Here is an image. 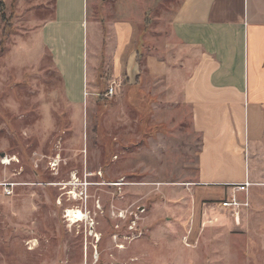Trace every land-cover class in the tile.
Here are the masks:
<instances>
[{
    "label": "rangeland",
    "instance_id": "374dc122",
    "mask_svg": "<svg viewBox=\"0 0 264 264\" xmlns=\"http://www.w3.org/2000/svg\"><path fill=\"white\" fill-rule=\"evenodd\" d=\"M1 1L0 155L11 161L0 162V180L16 184L10 195L0 186V264H264V185L240 211L218 203L219 188L203 198L191 107L169 75L143 66L147 53L167 59L181 47L171 20L182 0H87L81 48L76 29L69 37L89 78L85 92L73 77L69 95L43 42L55 0ZM128 5L143 71L109 96L102 43Z\"/></svg>",
    "mask_w": 264,
    "mask_h": 264
},
{
    "label": "crops",
    "instance_id": "0c3cea01",
    "mask_svg": "<svg viewBox=\"0 0 264 264\" xmlns=\"http://www.w3.org/2000/svg\"><path fill=\"white\" fill-rule=\"evenodd\" d=\"M86 8L87 0H55V16L43 25L44 32L48 29L43 42L67 95L75 76L86 92L88 65L80 62V51L75 55L69 37L76 29L80 49ZM131 9L120 8L123 16L107 23L111 33L102 43L110 77L123 88L125 78L136 81L143 71L136 33L140 20L130 16ZM96 22L99 31L106 26ZM98 37L91 79L97 75ZM171 37L181 47L167 59L149 52L143 66L155 78L169 75L179 85L174 94L190 105L193 127L202 137L196 183L203 198H219L221 205L237 183L249 179L264 185V0H182L171 20ZM213 188L222 190L218 198L206 193Z\"/></svg>",
    "mask_w": 264,
    "mask_h": 264
},
{
    "label": "built area",
    "instance_id": "2783aa9c",
    "mask_svg": "<svg viewBox=\"0 0 264 264\" xmlns=\"http://www.w3.org/2000/svg\"><path fill=\"white\" fill-rule=\"evenodd\" d=\"M116 81H114L107 89L106 94L112 96L116 92ZM11 159H8L7 156L0 155V162L7 163L10 162ZM259 182H254L249 179H246L243 182L237 183L233 186V191L230 197L223 199L221 201V206L224 208L233 209L235 211H240L243 208H247L251 205V195H250V187L252 185L258 184ZM16 182L13 181H1L0 186L3 187V191L10 195L14 193V186ZM243 191L245 195L241 197L239 192Z\"/></svg>",
    "mask_w": 264,
    "mask_h": 264
},
{
    "label": "bare ground",
    "instance_id": "6f19581e",
    "mask_svg": "<svg viewBox=\"0 0 264 264\" xmlns=\"http://www.w3.org/2000/svg\"><path fill=\"white\" fill-rule=\"evenodd\" d=\"M70 215H73L74 217H77L78 219H83L84 212L79 209H69ZM108 264H119V263H108Z\"/></svg>",
    "mask_w": 264,
    "mask_h": 264
},
{
    "label": "trees",
    "instance_id": "16d2710c",
    "mask_svg": "<svg viewBox=\"0 0 264 264\" xmlns=\"http://www.w3.org/2000/svg\"><path fill=\"white\" fill-rule=\"evenodd\" d=\"M0 4H1V11H2V18L6 19V13L4 12V3H3V1H1Z\"/></svg>",
    "mask_w": 264,
    "mask_h": 264
},
{
    "label": "water",
    "instance_id": "95a60500",
    "mask_svg": "<svg viewBox=\"0 0 264 264\" xmlns=\"http://www.w3.org/2000/svg\"><path fill=\"white\" fill-rule=\"evenodd\" d=\"M1 155H2V156L5 155V152H2Z\"/></svg>",
    "mask_w": 264,
    "mask_h": 264
}]
</instances>
